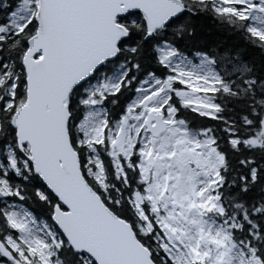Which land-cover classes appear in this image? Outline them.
Instances as JSON below:
<instances>
[{
  "label": "snow or ice",
  "instance_id": "6c2138e0",
  "mask_svg": "<svg viewBox=\"0 0 264 264\" xmlns=\"http://www.w3.org/2000/svg\"><path fill=\"white\" fill-rule=\"evenodd\" d=\"M0 264H264V0H0Z\"/></svg>",
  "mask_w": 264,
  "mask_h": 264
}]
</instances>
